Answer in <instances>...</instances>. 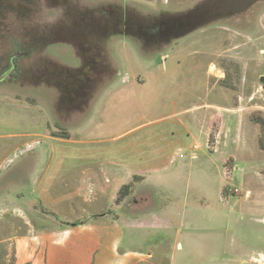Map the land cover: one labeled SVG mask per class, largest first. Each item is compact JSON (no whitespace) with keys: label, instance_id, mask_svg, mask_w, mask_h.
<instances>
[{"label":"rangeland","instance_id":"1","mask_svg":"<svg viewBox=\"0 0 264 264\" xmlns=\"http://www.w3.org/2000/svg\"><path fill=\"white\" fill-rule=\"evenodd\" d=\"M205 1L171 0L180 11ZM99 4L0 0V74L15 47L27 54L0 82V264H33L21 259L28 240L65 241L37 242L42 229L101 213L127 214L123 246L147 262L264 264V0L153 56L127 45L114 84L54 115L44 67L76 64L75 39L60 34Z\"/></svg>","mask_w":264,"mask_h":264},{"label":"flooded vegetation","instance_id":"2","mask_svg":"<svg viewBox=\"0 0 264 264\" xmlns=\"http://www.w3.org/2000/svg\"><path fill=\"white\" fill-rule=\"evenodd\" d=\"M170 2L105 0L106 4L94 7L88 11V15L80 10V15L70 28L73 32L60 34L63 38L75 39L76 64L62 65L48 60L44 67L43 77L48 85L59 90L52 103L54 115L64 117L68 116L67 113L82 111L95 90L114 84L121 74V67L125 66L128 55L123 50L127 45L135 49L136 57L144 58L145 54L153 56L160 50L162 52L173 47L176 45L174 42L191 37L201 26L221 23L234 14L240 15L241 9L251 0H206L184 11L178 10L180 7ZM15 48L16 53L0 75L13 78L21 73L20 59L27 54L23 55ZM160 57L164 59L163 55ZM48 74H54V79H50ZM125 80H128V76Z\"/></svg>","mask_w":264,"mask_h":264},{"label":"crops","instance_id":"3","mask_svg":"<svg viewBox=\"0 0 264 264\" xmlns=\"http://www.w3.org/2000/svg\"><path fill=\"white\" fill-rule=\"evenodd\" d=\"M105 180L106 183H111L108 182V178ZM122 205V202L117 204L120 207ZM98 215L103 219L102 221L88 220L83 221L85 224L77 226L65 225L64 222L58 221L57 231L42 229L41 236L34 237L37 242L44 240V237L50 233H58L54 236L59 235L65 241L61 243L56 241L51 246L50 241L41 242L40 245L28 240L26 248L22 247L24 250L21 248V259L26 255V261L31 259L33 264H50V259L58 255L65 259L64 264H158L155 261L147 262L142 258L143 254L140 251L123 246L126 227H135L131 225L127 214L122 215V222H118L119 219L108 220L107 213ZM55 246L57 249L54 252ZM171 261V264H182L173 256L170 257Z\"/></svg>","mask_w":264,"mask_h":264},{"label":"trees","instance_id":"4","mask_svg":"<svg viewBox=\"0 0 264 264\" xmlns=\"http://www.w3.org/2000/svg\"><path fill=\"white\" fill-rule=\"evenodd\" d=\"M126 191V192H125ZM129 192V186L124 188V191L121 192V195H119V199L117 200L118 202L120 201L122 195H127ZM82 224H85V222H75L74 224H66V225H74V226H77V225H82Z\"/></svg>","mask_w":264,"mask_h":264},{"label":"water","instance_id":"5","mask_svg":"<svg viewBox=\"0 0 264 264\" xmlns=\"http://www.w3.org/2000/svg\"><path fill=\"white\" fill-rule=\"evenodd\" d=\"M7 79H8V75H5V74L0 75V82H3ZM261 80H262V82H264V77Z\"/></svg>","mask_w":264,"mask_h":264}]
</instances>
